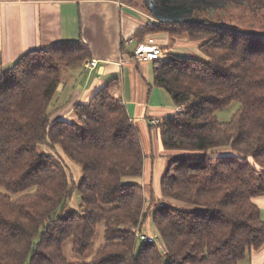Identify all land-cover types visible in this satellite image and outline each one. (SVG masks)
<instances>
[{"label":"trees","instance_id":"obj_1","mask_svg":"<svg viewBox=\"0 0 264 264\" xmlns=\"http://www.w3.org/2000/svg\"><path fill=\"white\" fill-rule=\"evenodd\" d=\"M222 1L241 9V21L251 14L264 27V0ZM201 20L152 22L129 37L139 43L166 32L202 41L203 57L152 60L153 84L185 106L184 114L151 125L166 160L158 191L151 176L148 190L122 181L143 178L146 155L114 93L118 78L75 104L70 119L48 110L61 66L92 59L85 42L28 50L0 72V264H77L64 257L63 243L70 239L72 251L84 254L99 224L104 243L80 264H239L264 244L253 201L264 194V28ZM234 100L239 109L218 122L215 112ZM41 144L52 152H40ZM56 146L81 166L76 210L66 207L74 183ZM148 216L164 252L136 236Z\"/></svg>","mask_w":264,"mask_h":264},{"label":"crops","instance_id":"obj_2","mask_svg":"<svg viewBox=\"0 0 264 264\" xmlns=\"http://www.w3.org/2000/svg\"><path fill=\"white\" fill-rule=\"evenodd\" d=\"M127 4L126 0H0V72L28 50L59 42H85L97 65L90 71H82L86 72L82 75L84 79L72 88L52 118L70 119L75 104L86 102L102 84L118 78L120 85L114 93L125 104L146 155L143 183L147 185L151 176L158 191L165 160L160 156L157 128L151 125L153 119L162 122L173 116L175 105L164 89L153 84V61L131 57L137 42L129 37L149 24L153 16L131 10ZM147 36L142 41L161 45L156 39H162L163 34L151 35L149 40ZM178 38L185 43L190 40L186 34L169 36L168 40L175 47ZM201 42L196 41L197 48ZM161 46L169 54L170 49ZM150 154L154 156L149 158ZM253 201L258 207V202L264 204V194ZM239 264H264V244Z\"/></svg>","mask_w":264,"mask_h":264},{"label":"rangeland","instance_id":"obj_3","mask_svg":"<svg viewBox=\"0 0 264 264\" xmlns=\"http://www.w3.org/2000/svg\"><path fill=\"white\" fill-rule=\"evenodd\" d=\"M127 1V0H126ZM149 0H131V1H127V5H131V6H127L128 8H131V10H140L146 14H149L150 12H148L146 10V8H144V4L147 5ZM177 0H171L170 3L175 2ZM180 1V0H179ZM208 2H210V5H208L209 7V13L213 15L212 18H210L209 16H204V19H209L212 22H217V23H223V24H231V25H236L239 27H243L246 29H253V30H258L260 29L261 26L260 24V20L256 19L255 17H253L251 14L248 16L247 20L248 23H245L243 21H241L238 17L239 15H241V9L239 7H237L236 5H232V4H224V2L222 0H207ZM219 4H221L223 7L219 8ZM217 10L221 11V14L216 13ZM229 14V15H228ZM152 15V14H151ZM155 23L158 22H162V23H185V22H197V21H202L200 18H194L191 15H187V16H182L181 20H176L173 22H168L165 21L163 19L160 18H155ZM264 28V27H263ZM157 33H161L163 34V38L162 39H156V41H160L161 45H164L165 47L169 48L170 50V54L164 56L163 58L170 56V55H178V56H184V57H194V58H200L203 57V54L200 52V50L197 48V43L194 40H189L187 41V43L182 42L179 38L177 40V44L175 45V47L173 46L172 41L168 40L169 39V35L165 34L163 32H152V33H148L147 36L148 40L151 39V35H156ZM166 38V39H164ZM180 40V41H179ZM191 42V44L189 43ZM176 43V41H175ZM164 48V47H163ZM165 49V48H164ZM168 54V53H166ZM62 72L64 74V78L62 79V82L59 84L57 91L55 93V96L52 100L51 105L49 106L48 110H52L54 108L59 107V105L63 104L65 102V100L67 99V97L70 95V93L72 92V88L76 87L83 78V76L86 74V72H82L83 70L87 71L86 69H84L80 64L79 65H74V66H61ZM76 73V75H75ZM83 75V76H82ZM165 92V91H164ZM169 96V95H168ZM240 103L236 100L232 101L229 105L217 110L215 112V116H216V120L218 122H227L229 121L232 116L234 115V113L239 109ZM38 150L40 152H52L51 148H49L46 144H41L38 146ZM55 154L59 155L60 158L63 161L64 166L66 167L72 182L74 183V187L72 192L70 193L69 198L66 200V207L69 209H73L76 210L79 207V203H80V196H79V192L77 190V185L80 181L81 178V166L76 163L75 161L71 160L70 158H68L63 151L56 146L55 147ZM166 163V160H165ZM165 167V164H164ZM164 169V168H163ZM123 182H141L143 183V179L140 177H127V178H123L122 179ZM156 181L151 178L150 184L153 187V189L155 190V184ZM149 186V183L147 185H145V189L148 190L147 187ZM157 186V185H156ZM156 191V190H155ZM263 195V194H262ZM260 196L257 195L254 197V199L256 200V198ZM260 211H261V216L264 219V204L258 202ZM177 205L182 207V208H188V205L182 204L180 202H177ZM102 230V224L98 225V231L94 237L93 240V244L91 246L90 249H88L84 254H77L75 252L72 251V247H71V240L67 239L65 240V242L63 243L62 246V251H63V255L64 257L67 259L68 262L70 263H87L89 262L97 247L104 243V239L101 233ZM141 232L143 235L145 236H151L155 241L158 239L160 243H157L158 247L160 250H162V241L161 238L159 237V234L152 222V218L151 216H148L146 221L142 224L141 226Z\"/></svg>","mask_w":264,"mask_h":264},{"label":"built area","instance_id":"obj_4","mask_svg":"<svg viewBox=\"0 0 264 264\" xmlns=\"http://www.w3.org/2000/svg\"><path fill=\"white\" fill-rule=\"evenodd\" d=\"M155 19L151 18L149 24L154 22ZM157 23V22H156ZM166 56V50L159 44H148L144 41L139 42L135 45L131 57L140 60V61H152L155 59H159ZM97 65L96 59H89L83 62V68L86 70H92ZM175 113L182 115L185 113V106L184 105H175L174 106ZM153 124L161 123L158 119L152 120ZM136 236L138 239L145 241V242H156L160 243L157 239L156 241L151 236H145L142 232L137 231ZM163 246V244H162ZM162 251L164 252V246L162 247Z\"/></svg>","mask_w":264,"mask_h":264},{"label":"water","instance_id":"obj_5","mask_svg":"<svg viewBox=\"0 0 264 264\" xmlns=\"http://www.w3.org/2000/svg\"><path fill=\"white\" fill-rule=\"evenodd\" d=\"M170 1L149 0L146 6L150 10L153 18H160L170 22L181 20L182 16L186 14L185 9H183L182 5L174 6Z\"/></svg>","mask_w":264,"mask_h":264},{"label":"flooded vegetation","instance_id":"obj_6","mask_svg":"<svg viewBox=\"0 0 264 264\" xmlns=\"http://www.w3.org/2000/svg\"><path fill=\"white\" fill-rule=\"evenodd\" d=\"M174 6L182 5L183 9H185V16L191 15L194 18H200L204 19L203 17L209 16L210 18L213 17L212 14L209 13V7L210 2L207 0H177L175 2H172ZM223 6L219 4V8H222ZM190 10V11H188ZM221 11L217 10L216 13L221 14Z\"/></svg>","mask_w":264,"mask_h":264},{"label":"bare ground","instance_id":"obj_7","mask_svg":"<svg viewBox=\"0 0 264 264\" xmlns=\"http://www.w3.org/2000/svg\"><path fill=\"white\" fill-rule=\"evenodd\" d=\"M158 23H160V22H158ZM148 43V42H147ZM156 125H158V124H156ZM138 230V229H137ZM139 231V230H138Z\"/></svg>","mask_w":264,"mask_h":264}]
</instances>
